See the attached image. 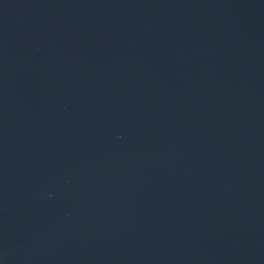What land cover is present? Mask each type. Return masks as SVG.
I'll return each instance as SVG.
<instances>
[{"label":"water","instance_id":"water-1","mask_svg":"<svg viewBox=\"0 0 264 264\" xmlns=\"http://www.w3.org/2000/svg\"><path fill=\"white\" fill-rule=\"evenodd\" d=\"M0 264H264V0H0Z\"/></svg>","mask_w":264,"mask_h":264}]
</instances>
